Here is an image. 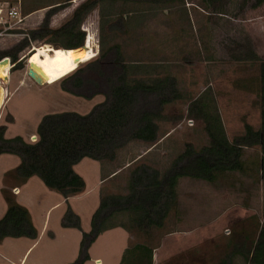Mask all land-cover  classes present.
I'll list each match as a JSON object with an SVG mask.
<instances>
[{"label": "rangeland", "instance_id": "1", "mask_svg": "<svg viewBox=\"0 0 264 264\" xmlns=\"http://www.w3.org/2000/svg\"><path fill=\"white\" fill-rule=\"evenodd\" d=\"M19 1L20 7L15 6L18 0H0L3 8H19L24 17L18 25L9 18L2 20L7 23L0 22V52L14 51L48 14L49 27L57 29L86 0ZM51 3L58 6H45ZM253 5L254 0L100 2L81 25L86 39L79 47V61L71 50L53 48L42 40L29 41V46L18 52L21 68H12L10 58L8 68L1 66L0 88L5 95L0 102V128L5 127L4 138L19 136L26 143L37 141V128L45 115H85L108 100L110 84L122 70L112 65L109 71L98 61L112 46L127 66V79L150 83L173 76L181 97L172 100L166 92L169 102L163 105L157 103L158 93L143 97L141 103L159 115L155 119L159 139L152 145L131 140L116 150L113 161L82 158L73 169L84 180V188L67 198L47 188L37 176L20 182L13 175L20 157L1 153L0 219L7 209L6 189L27 208L38 235L35 239H3L0 264H73L78 260L83 233L90 231L102 196L127 194L130 173L136 167L145 166L163 175L186 149L196 154L208 145L202 121L187 114L193 100L203 97L215 104L229 141L243 134L245 123L259 128L264 2ZM34 8H42V12L25 17ZM248 44L260 61L249 63L242 55L235 58L241 46L245 49ZM113 52L108 53L109 60L115 58ZM30 63L44 83L28 76ZM260 157L258 145L244 147L242 172L224 173L213 183L180 178L176 187L178 215L171 210L163 226L149 234L121 227L103 231L87 248L83 264H219L232 249L228 243L250 248L264 226ZM73 215L79 228L72 225ZM234 264L248 263L235 256Z\"/></svg>", "mask_w": 264, "mask_h": 264}, {"label": "trees", "instance_id": "2", "mask_svg": "<svg viewBox=\"0 0 264 264\" xmlns=\"http://www.w3.org/2000/svg\"><path fill=\"white\" fill-rule=\"evenodd\" d=\"M105 1L112 2V0L82 2L71 17L57 29L49 27L48 14L38 28L31 30L20 41L14 51L0 52V59L8 57L13 64L12 68H21L22 62L18 60V52L29 46V41L45 40L53 48L65 50L83 46L86 39L85 31L81 29L83 20L98 3ZM203 1L211 4L221 0ZM263 2L264 0H254L253 6L257 7ZM58 38L64 40L59 41ZM111 51H114L116 56L109 60L107 55ZM108 53L98 62L109 71L112 65L113 69L118 67L122 73L110 84L106 102L97 104L85 115L76 112L45 115L37 128L38 139L33 143H26L19 136L6 139L5 127L0 128V154L9 153L20 157V163L13 174L20 182L37 176L47 188L67 198L80 193L84 188V180L73 169L82 158L113 161L116 150L131 140L152 145L159 139L155 122L159 115L144 106L141 99L146 95L158 93L161 96L157 103L163 105L169 102L166 92L171 94L172 100L180 98L175 77L166 75L150 83L141 79H127V66L122 62L117 47H110ZM237 53L239 55L235 58L242 55L249 63L260 61L249 44L245 49L241 46ZM3 66L8 68L9 64ZM6 73L7 71L4 75ZM0 78L3 81V77ZM258 82L257 97L260 105L258 129L255 130L250 124L245 123L243 134L234 141H229L215 104L203 97L190 102L187 114L202 121L208 145L196 154L189 150L190 148L186 149L163 175L145 166L136 167L130 173L127 194L102 196L98 208L92 215L90 231L83 233L82 255L73 264H83L87 258L86 250L89 245L100 233L109 228L121 227L124 230L149 234L153 228L162 227L164 219L177 205L176 187L180 178L191 177L213 183L224 173L242 172L244 147L259 146L260 166L264 174V60L259 63ZM4 195L7 209L0 219V242L7 237L37 238L38 233L27 208L18 204L6 189ZM121 216L127 220L126 223ZM72 218L74 220L72 225L79 228L78 218L75 215ZM228 247L232 248L231 251L225 254L219 264H234L235 256L246 260L248 264H264V226L261 227L257 239L251 241L250 248L243 243L236 245L231 242L228 243Z\"/></svg>", "mask_w": 264, "mask_h": 264}, {"label": "built area", "instance_id": "3", "mask_svg": "<svg viewBox=\"0 0 264 264\" xmlns=\"http://www.w3.org/2000/svg\"><path fill=\"white\" fill-rule=\"evenodd\" d=\"M6 5V4H5ZM19 7V6H18ZM3 18H9L11 20H13V24L14 25H18L21 24L23 22L24 17L21 16V11L20 9H16V7H10V8H3L2 5H0V22L2 23H7V20L5 19V21ZM16 190H18L17 188H15Z\"/></svg>", "mask_w": 264, "mask_h": 264}, {"label": "crops", "instance_id": "4", "mask_svg": "<svg viewBox=\"0 0 264 264\" xmlns=\"http://www.w3.org/2000/svg\"><path fill=\"white\" fill-rule=\"evenodd\" d=\"M1 3H5V4H7L8 2L7 1H2ZM0 3V4H1ZM46 5H49V6H58V3H51V4H45V6ZM15 6H21V2L18 0V3L15 5ZM41 7H44V6H41ZM51 8H53V7H51ZM36 12H42V8H34V9H31V10H28L27 11V13L25 14V17H29V16H31L32 14H34V13H36ZM71 53H73V54H75V58L76 59H78V61L82 58L81 56H82V52L80 51V48H78V49H74V50H71L70 51ZM77 54V55H76ZM16 188H18V187H16ZM18 191H19V188H18ZM178 207H179V204L177 203V209H175V210H173V211H175L174 213L176 214V215H178ZM173 213V214H174ZM180 220L179 219H175V223H178ZM179 224L180 223H178L177 225L179 226ZM176 225V224H175Z\"/></svg>", "mask_w": 264, "mask_h": 264}, {"label": "water", "instance_id": "5", "mask_svg": "<svg viewBox=\"0 0 264 264\" xmlns=\"http://www.w3.org/2000/svg\"><path fill=\"white\" fill-rule=\"evenodd\" d=\"M84 45V44H83ZM9 58L8 57H4L2 59H0V67L5 65V64H9ZM33 64H29L28 65V69H27V73H28V76L33 79L36 83H43V80L42 78L33 70ZM6 80H7V77H6Z\"/></svg>", "mask_w": 264, "mask_h": 264}, {"label": "bare ground", "instance_id": "6", "mask_svg": "<svg viewBox=\"0 0 264 264\" xmlns=\"http://www.w3.org/2000/svg\"><path fill=\"white\" fill-rule=\"evenodd\" d=\"M44 47H46V46H44ZM41 48V47H40ZM1 68V67H0ZM39 76H40V74L38 73V70L37 69H33ZM41 77V76H40ZM42 78V77H41ZM42 80H43V78H42ZM45 81L43 80V83H44ZM4 95H5V92L3 91V90H1V88H0V102L2 101V99H3V97H4Z\"/></svg>", "mask_w": 264, "mask_h": 264}]
</instances>
